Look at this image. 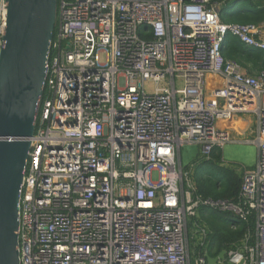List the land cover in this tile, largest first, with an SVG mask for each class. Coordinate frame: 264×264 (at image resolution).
<instances>
[{
    "label": "built area",
    "instance_id": "1",
    "mask_svg": "<svg viewBox=\"0 0 264 264\" xmlns=\"http://www.w3.org/2000/svg\"><path fill=\"white\" fill-rule=\"evenodd\" d=\"M212 0H58L57 31L19 199L20 264H208L191 249L201 206L253 220L217 264H264V71L226 60L231 34L264 50V23H229ZM8 9L0 0V50ZM213 76L218 84H208ZM150 83L152 87H147ZM258 148L238 200L199 193L182 148ZM203 245L207 230L199 222Z\"/></svg>",
    "mask_w": 264,
    "mask_h": 264
},
{
    "label": "water",
    "instance_id": "2",
    "mask_svg": "<svg viewBox=\"0 0 264 264\" xmlns=\"http://www.w3.org/2000/svg\"><path fill=\"white\" fill-rule=\"evenodd\" d=\"M0 50V264H20L19 199L44 97L58 0H6ZM208 256V264L224 259Z\"/></svg>",
    "mask_w": 264,
    "mask_h": 264
},
{
    "label": "trees",
    "instance_id": "3",
    "mask_svg": "<svg viewBox=\"0 0 264 264\" xmlns=\"http://www.w3.org/2000/svg\"><path fill=\"white\" fill-rule=\"evenodd\" d=\"M221 3L220 18L229 23H264V0H212ZM57 31V23L56 30ZM222 52L226 60L238 62L249 74L264 71V50L247 46L231 34L226 35ZM199 193L215 199L238 200L243 171L224 166L222 149H213L210 159L199 157L188 167ZM199 222L207 230L204 244L198 243ZM254 228L252 218L240 221L230 212H220L201 206L198 216L190 221L191 249L195 253L206 251L211 257H218L223 250L239 248L247 231Z\"/></svg>",
    "mask_w": 264,
    "mask_h": 264
},
{
    "label": "rangeland",
    "instance_id": "4",
    "mask_svg": "<svg viewBox=\"0 0 264 264\" xmlns=\"http://www.w3.org/2000/svg\"><path fill=\"white\" fill-rule=\"evenodd\" d=\"M146 86L152 87L150 83H147ZM236 139V142L228 143L222 148V159L224 166L242 171L243 168L255 162L257 148L256 145L245 143L243 137L236 136ZM199 150V146L195 144L183 146L182 162L184 167L188 168L193 164V161L199 157Z\"/></svg>",
    "mask_w": 264,
    "mask_h": 264
},
{
    "label": "crops",
    "instance_id": "5",
    "mask_svg": "<svg viewBox=\"0 0 264 264\" xmlns=\"http://www.w3.org/2000/svg\"><path fill=\"white\" fill-rule=\"evenodd\" d=\"M208 84H218V81L215 80L213 76L208 77ZM220 126H224L228 129H230L233 133V136H240L245 139H251L254 137L256 128H257V120L254 115H244L239 114L233 116L229 120H221L219 122ZM254 145V143H251ZM257 148V147H256ZM222 149V148H221ZM200 154V151H199ZM257 154H258V148L256 152L255 162L247 167H253L256 164L257 161Z\"/></svg>",
    "mask_w": 264,
    "mask_h": 264
}]
</instances>
